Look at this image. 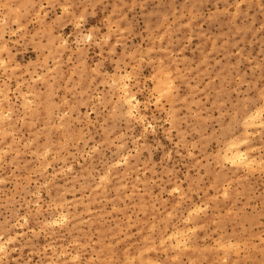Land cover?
Returning <instances> with one entry per match:
<instances>
[{
  "label": "rangeland",
  "instance_id": "rangeland-1",
  "mask_svg": "<svg viewBox=\"0 0 264 264\" xmlns=\"http://www.w3.org/2000/svg\"><path fill=\"white\" fill-rule=\"evenodd\" d=\"M0 110V264H264V0H0Z\"/></svg>",
  "mask_w": 264,
  "mask_h": 264
},
{
  "label": "bare ground",
  "instance_id": "bare-ground-1",
  "mask_svg": "<svg viewBox=\"0 0 264 264\" xmlns=\"http://www.w3.org/2000/svg\"><path fill=\"white\" fill-rule=\"evenodd\" d=\"M18 16V15H17ZM165 76H167V75H165ZM160 81V80H159ZM165 81V80H164ZM170 82V81H169ZM162 85V84H161ZM161 85H158V87L160 86L161 87ZM164 85V84H163ZM126 85H124L122 88L125 90V87ZM165 86H167V84L165 85ZM164 86V87H165ZM162 88V87H161ZM161 88H159V89H161ZM167 88V87H166ZM171 88V87H170ZM160 92H161V90H159ZM158 91V92H159ZM124 92H126V91H124ZM128 93H126V95L124 94V100H123V102H124V105H125V107H126V109L130 112V113H132L133 112V109L135 108V106H134V103H133V101H132V97H134V96H129V95H127ZM133 99H135V98H133ZM136 100V99H135ZM137 101V100H136ZM1 111V110H0ZM0 114H2V113H0ZM256 114V113H255ZM3 115V114H2ZM0 117H1V115H0ZM4 117V116H3ZM256 117V116H255ZM253 123V122H252ZM259 124H261V123H259ZM228 146V145H227ZM227 146H225V147H227ZM226 152V151H225ZM228 158H230L231 160L230 161H232V162H236V163H238L239 161L242 163H244V162H248V158L245 156V154L244 153H241V151H239V150H235V151H231V153L229 152V154H225ZM250 160V159H249ZM238 161V162H237ZM254 161V160H253ZM251 164L253 163V162H250ZM249 164V163H248ZM259 164V163H258ZM255 167V166H254ZM104 177V176H103ZM101 179H102V177H101ZM225 187V186H224ZM226 195V194H225ZM198 207V206H197ZM191 209V208H190ZM196 208H195V206H194V208H193V210H195ZM198 210H199V208H198ZM191 212V211H190ZM64 217V216H63ZM60 219H61V217H60ZM52 221H55L54 220V218H53V220ZM56 223V222H55ZM190 230H192V229H190ZM181 232V231H180ZM173 234V233H172ZM229 243H231L230 242V240H229ZM236 243V242H235ZM160 244V243H159ZM243 244V243H242ZM225 245V244H224ZM229 245V244H228ZM2 246H4V245H0V247H2ZM182 246V245H181ZM230 246H232V245H229V248H231ZM238 246V245H237ZM240 246V245H239ZM5 247V246H4ZM3 247V248H4ZM219 247H224V246H222V244L219 246ZM228 246H226V248H227ZM3 248H0V249H2L3 250ZM141 252V251H140ZM239 252V251H238ZM237 252V253H238ZM226 255V254H225ZM176 256V255H175ZM153 262V261H152ZM149 263H151V262H149ZM148 263V264H149ZM152 264V263H151Z\"/></svg>",
  "mask_w": 264,
  "mask_h": 264
}]
</instances>
